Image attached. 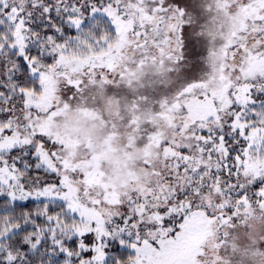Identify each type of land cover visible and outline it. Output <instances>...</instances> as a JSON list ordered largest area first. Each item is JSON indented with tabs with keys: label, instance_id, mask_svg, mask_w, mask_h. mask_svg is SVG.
<instances>
[{
	"label": "snow or ice",
	"instance_id": "snow-or-ice-1",
	"mask_svg": "<svg viewBox=\"0 0 264 264\" xmlns=\"http://www.w3.org/2000/svg\"><path fill=\"white\" fill-rule=\"evenodd\" d=\"M0 264H264V0H0Z\"/></svg>",
	"mask_w": 264,
	"mask_h": 264
}]
</instances>
